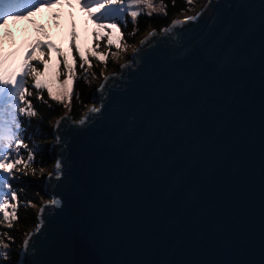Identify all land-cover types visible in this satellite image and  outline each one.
Segmentation results:
<instances>
[{
  "label": "water",
  "instance_id": "water-1",
  "mask_svg": "<svg viewBox=\"0 0 264 264\" xmlns=\"http://www.w3.org/2000/svg\"><path fill=\"white\" fill-rule=\"evenodd\" d=\"M127 58L52 119L14 264H264V0H202Z\"/></svg>",
  "mask_w": 264,
  "mask_h": 264
},
{
  "label": "snow or ice",
  "instance_id": "snow-or-ice-1",
  "mask_svg": "<svg viewBox=\"0 0 264 264\" xmlns=\"http://www.w3.org/2000/svg\"><path fill=\"white\" fill-rule=\"evenodd\" d=\"M67 3L72 7V0H8L2 9L7 11L0 12V23L6 19L8 12L26 10V6L35 9L40 4L51 6V4ZM190 2V0H189ZM76 4L82 11L87 13L89 19L103 32L93 31V41L98 42L101 39L107 40V47L115 46L117 49L121 47L119 41L123 39L122 35H117L115 40L108 34L109 29L116 30L119 33L120 22L127 23L125 17H130L133 24L137 23V18L141 14L151 16L153 13L166 15V8L161 5H154L153 0H76ZM143 6V7H142ZM150 9L144 13L143 8ZM207 7V5H205ZM135 9V10H133ZM200 12L194 16H186L183 19H175L170 26L162 29V32H172L178 26L195 21ZM156 35L155 31L149 32L148 36ZM78 34L75 30L73 22L69 32L68 51L58 47L50 39H37L23 53L17 51H5L2 47V38H0V176H3L2 184H0V224L7 222L8 227L18 219L17 209L22 205L19 202L18 194L11 187L12 180H19L21 176L28 175L30 170L34 174L32 164L35 163V156L39 149L35 147L29 148L24 143V138L21 135L19 118L26 116L33 118L37 116L33 103L28 97L32 96L30 88L37 90V99H41L39 92L46 90L47 96L55 102L64 104L70 102L73 97V83L77 78L76 59L72 56V50L79 55V67L87 72L85 65L90 68L92 65L89 62V56L99 60L101 63H106L107 53H98L92 48L81 49L77 43ZM145 37L141 40L144 44ZM98 46V43H97ZM138 51V49L134 50ZM55 52L57 59L52 62V53ZM115 55V54H113ZM37 63H33V62ZM38 65L43 66V70ZM62 66V67H61ZM128 64L120 65L122 69L128 67ZM103 76V73H101ZM118 75V74H113ZM64 76L63 80L60 77ZM28 78H31L32 84L28 85ZM109 77H104L107 81ZM87 77H85V81ZM104 88V83L99 85L98 91ZM77 98H78V94ZM21 104L25 106H20ZM99 108L93 106L90 109L91 113L98 112ZM84 121L81 120L82 124ZM60 120L56 121L55 127H58ZM60 138H56L59 143ZM26 151L27 158H23L21 150ZM60 168V161L56 163V169ZM59 175V171H57ZM10 201L12 203H10ZM53 204H58L59 201H52ZM28 205L31 201L27 202ZM39 225H37V230ZM34 233L27 234L23 245L25 248L30 243V238ZM6 236L7 233H4ZM9 240L14 238L8 237ZM9 244L0 240V259H8L7 251ZM21 254V253H20ZM19 264V261L17 262Z\"/></svg>",
  "mask_w": 264,
  "mask_h": 264
},
{
  "label": "trees",
  "instance_id": "trees-1",
  "mask_svg": "<svg viewBox=\"0 0 264 264\" xmlns=\"http://www.w3.org/2000/svg\"><path fill=\"white\" fill-rule=\"evenodd\" d=\"M153 3L157 5L164 6L166 8V15L153 13L151 16L146 14H141L137 18V23L133 24L130 17H125L127 23L120 22L119 33L117 35H122L123 42L126 45H133L136 43L138 37L145 32L148 28L159 30L161 27L165 26L175 15L185 12L188 8L187 0H153ZM135 10V9H133ZM144 13L145 10L143 9ZM93 46L97 45L101 48L99 53H107L106 65H111L109 63V54L111 51L107 47V40L101 39L98 42L93 41V38L89 41ZM74 55V51L72 50ZM34 64L37 62H33ZM93 66V61H90ZM76 61V73L77 78L73 83V97L70 102L67 103V108L64 109L73 119H77L83 111L88 106V90L91 88L88 81H85L84 70L79 67ZM39 67L41 65H38ZM91 66V67H92ZM108 66V67H109ZM115 69V64L111 65ZM110 66V67H111ZM31 78H28V85H31ZM32 96L28 97L33 103L34 109L37 112V116L33 118H28L26 116H21L19 118L21 135L24 138V143L32 148L34 145L39 149L38 154L35 156V163L32 164V169H34V174L27 169H22L23 171H28V175L21 176L19 180H12L11 187L15 190L19 197V202L22 205H27V207L20 206L17 209L18 219L14 221L11 227H8L7 222L0 224V240L4 243L9 244V250L7 251L8 259H0V264H14L16 258V250L20 244L21 237L24 232L34 225V210L33 207L45 199L39 190L37 185V179L39 178L40 171L47 164V158L45 156L44 149L42 145L48 140V128L52 119L57 116L62 111V104L52 101L45 90L39 92L41 99H37L38 93L34 88H30ZM78 94V98L77 95ZM20 106H25L21 104ZM23 158H27V153L23 149L21 150ZM3 176H0V184H2ZM31 201L28 205L27 202ZM10 203H12L10 201ZM0 219H2V214H0ZM4 233H7L5 236ZM8 237L14 238L9 240Z\"/></svg>",
  "mask_w": 264,
  "mask_h": 264
},
{
  "label": "rangeland",
  "instance_id": "rangeland-1",
  "mask_svg": "<svg viewBox=\"0 0 264 264\" xmlns=\"http://www.w3.org/2000/svg\"><path fill=\"white\" fill-rule=\"evenodd\" d=\"M201 1L202 0H190L189 2V0H187L188 8L180 15L190 13L195 10L200 5ZM154 5L157 4L154 3ZM143 9L145 12L150 11V9L146 7ZM4 11L7 10L4 9L0 12ZM73 22L75 23V30L78 34L77 43L80 44L81 49L92 48L99 53L101 48H98L97 45H91L89 41L93 38V31L103 32L104 30L96 28V25L88 18L87 13L82 11L76 4V0H72V7H69L67 3L62 2L61 4L53 3L51 6L40 4L35 7L34 10L26 6V10L8 12L4 22L0 23V38H2V47L5 51H17L19 54L28 49L29 46L37 39H50L58 47L68 51L69 32ZM107 31L108 34L115 40L117 36L116 30L109 29ZM119 43L121 44L119 49L115 46L109 48L111 53L108 57L111 65L127 60V55L134 48L137 41L133 45H126L121 41H119ZM73 51L74 55L71 53L72 56H74L76 61L80 63L79 55L75 52L74 48ZM56 59V54L53 52L52 62L54 63ZM90 61H93V66L89 68L86 64L85 68L87 69V72L84 71L83 76L84 78L87 77L90 87L97 85L98 79L102 76L101 73L104 75L116 70V68L113 69L111 65L110 67L109 65H106V63H101L99 60L91 56H89V62ZM40 68L43 70L42 65ZM64 78V76H61L60 80H63ZM89 104H91V102L88 101V105ZM66 108L67 107L62 104V110L64 112H66L64 110ZM48 139L49 141L52 140L50 137ZM52 166L53 161H48L46 166L41 169L39 177L43 172H50ZM45 199L41 200V202Z\"/></svg>",
  "mask_w": 264,
  "mask_h": 264
},
{
  "label": "bare ground",
  "instance_id": "bare-ground-1",
  "mask_svg": "<svg viewBox=\"0 0 264 264\" xmlns=\"http://www.w3.org/2000/svg\"><path fill=\"white\" fill-rule=\"evenodd\" d=\"M2 10H4V9L0 8V11H2Z\"/></svg>",
  "mask_w": 264,
  "mask_h": 264
}]
</instances>
